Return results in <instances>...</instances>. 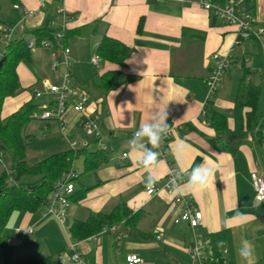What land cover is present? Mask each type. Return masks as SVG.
I'll list each match as a JSON object with an SVG mask.
<instances>
[{
	"label": "crops",
	"instance_id": "1",
	"mask_svg": "<svg viewBox=\"0 0 264 264\" xmlns=\"http://www.w3.org/2000/svg\"><path fill=\"white\" fill-rule=\"evenodd\" d=\"M203 1L46 0L41 6L40 0H0L2 30L16 25L14 40H36L35 30L47 26L72 32L65 41L70 49L68 79L65 65L54 66V57H64L60 43L32 47L31 58L17 65L21 90L4 100L2 118L29 101L40 105L43 101L35 97V91L45 92V81L68 80L90 93L89 104L83 113L70 111L63 124L40 120L46 132L57 130L54 136L48 134L52 139L46 145L52 151L49 154L68 149L69 142L76 140L80 147H102L107 155L89 172L79 158L81 170L74 168L76 188L88 190L84 197L72 198L64 224L54 215H44L45 207L39 212H13L0 244L3 264L27 253H44L70 264L71 243L89 264H127L129 253L139 255L140 264H198L189 252L190 226L174 222L187 199L203 212L201 231L220 237L232 263L243 264L237 248L242 239H248L255 246V264H264V201L256 200L251 179L253 171L264 176V33L260 39L247 38L234 46L236 27L204 9ZM16 3L21 8H15ZM24 9L35 14L26 16ZM252 13L255 28L264 29V0H255ZM106 35L132 49L125 65L102 57L99 64L93 63ZM5 49L0 40V51ZM227 53L232 64L209 102L206 80L217 66L215 55ZM109 70L122 71L127 81L103 93L95 83ZM249 87L258 88L255 127L246 123L252 106L243 105L245 99L239 97ZM165 109L167 123L181 126L169 143L168 158L180 169L190 170L202 161L215 169L214 182L201 192L177 194L166 188L168 164L160 160L153 170L160 190L148 194L144 183L148 173L133 163L128 141L152 113ZM212 109L225 115L215 122H224L221 132L211 123ZM88 116L99 117L100 136L87 137L81 130L80 118ZM30 123L26 134L31 138ZM66 131L81 139H70ZM181 142L190 147L181 151ZM122 205L139 212L138 218H125L80 239L70 232L74 222H87L97 213L110 214ZM28 227L32 233H24Z\"/></svg>",
	"mask_w": 264,
	"mask_h": 264
},
{
	"label": "trees",
	"instance_id": "2",
	"mask_svg": "<svg viewBox=\"0 0 264 264\" xmlns=\"http://www.w3.org/2000/svg\"><path fill=\"white\" fill-rule=\"evenodd\" d=\"M213 2L224 3L226 0H211ZM4 21L0 14V40L2 34V25ZM142 26V21L139 25ZM139 27V28H140ZM62 29V27L60 28ZM54 27H45L36 29V44L41 46L45 39L57 43L55 33L60 30ZM72 34L71 31L64 29V36L61 40L65 46V41ZM132 49L112 36H104L97 47V53L100 57L109 62L125 65L126 60L131 54ZM3 64L0 67V152L3 161L9 164L10 174L5 166L0 163V244L3 232L14 211L39 212L49 202L51 194L57 181L61 180L69 172L74 171V162L84 159V170L94 171L103 162L107 160V155L102 147L98 149H89L79 147L77 149L68 148L52 154L30 164L27 159V141L29 135L26 129L32 121L31 113L38 109L39 104L35 101L25 103L19 110L15 111L6 118H2L1 111L4 100L9 96H15L21 90L19 76L17 74V65L23 59L31 58V47L24 38L13 40L3 53ZM126 78L120 70H109L102 74L95 83L96 89L106 93L115 89L126 82ZM244 100V104L252 106V111L247 115V126L255 127L256 122V102L258 98V88L249 87L246 94L239 95ZM212 102V100H209ZM214 112L211 116V123L216 124L218 117L225 118L224 114ZM223 123V124H222ZM220 132L224 129V122L216 124ZM4 166V167H3ZM75 172V171H74ZM75 183L78 176L73 178ZM88 188L75 189L70 196L76 200L85 196ZM139 212L133 213L126 205H122L113 210L110 214L97 213L91 216L87 222H74L70 227V232L75 238H82L92 235L104 227H110L113 224L127 218L129 220L137 219ZM218 247L220 237L213 233L208 234ZM10 264H62L58 257L44 253H27L21 257L11 260ZM206 264H234L229 259L219 262H207Z\"/></svg>",
	"mask_w": 264,
	"mask_h": 264
},
{
	"label": "built area",
	"instance_id": "3",
	"mask_svg": "<svg viewBox=\"0 0 264 264\" xmlns=\"http://www.w3.org/2000/svg\"><path fill=\"white\" fill-rule=\"evenodd\" d=\"M255 0H226L224 3L213 2L211 0H204V9L210 11L216 18L227 23L228 25L235 26L237 29V37L234 41V46L239 45L243 40L251 37L259 38L264 33V29L255 28V18L252 13V6ZM46 0H40V5L45 6ZM15 8H21V6L16 3ZM62 11V10H61ZM24 14L26 16L34 15L35 11L24 9ZM16 25H8L4 30H2L1 40L3 41L5 47L10 45L14 40V33L16 31ZM64 29L57 30L55 37L57 42L63 47L64 57L58 60L54 57V66L58 64H63L66 67L65 78L68 79L70 76V61L69 52L70 49L65 47L61 42L64 36ZM53 44L51 40H43L41 46L50 47ZM36 40L32 39L28 41L29 47L36 46ZM4 51H0V59L3 56ZM217 66L211 72L206 80L207 83V99L212 100L215 96L221 78L225 71L231 66L232 60L229 53L220 55L216 54ZM100 56L96 55L93 57L92 61L95 64H99ZM46 87V92L50 96L46 98L39 106L38 109L31 113V119L36 120H55L60 124L64 123V120L70 111H75L77 113H83L89 104L90 93L77 85L71 84L68 80L62 84L44 82ZM43 91H35L36 98H43ZM99 117H81L80 118V128L87 137L100 136V126ZM170 125V133L164 139L160 148L158 149L161 153L160 160H166L168 164V172L164 186L171 189L169 186V180L171 179V174L180 170L175 163L168 158L169 156V143L179 132L181 126L176 124ZM69 147L77 149L80 147L78 141H70ZM128 153L124 152L123 157H127ZM0 163L5 166V169L10 174V169L2 159V154L0 152ZM74 171L69 172L64 178L57 181L55 188L51 194L50 202L45 206L44 215H54L61 224L66 221L67 209L71 203L70 196L76 189V183L73 180L76 177ZM252 183L255 189V197L257 201H264V176L258 172L253 171L251 173ZM160 190V187L154 186V189H146L148 194H154ZM175 223L186 222L190 226L193 234V243L189 248V252L198 264H206L207 262H219L226 261L228 258L226 256L227 249L220 245L217 247L212 240V237L201 231L203 223V212L196 208V206L190 201H185V208L182 212L174 218ZM33 228L28 227L24 230V233H32ZM157 238H161L162 235L158 233ZM69 248L71 249L70 254V264H89L85 261L81 253L77 250L76 244L71 243ZM127 264H140L142 263V258L135 254L129 253L126 256ZM0 264L3 262L0 260Z\"/></svg>",
	"mask_w": 264,
	"mask_h": 264
},
{
	"label": "clouds",
	"instance_id": "4",
	"mask_svg": "<svg viewBox=\"0 0 264 264\" xmlns=\"http://www.w3.org/2000/svg\"><path fill=\"white\" fill-rule=\"evenodd\" d=\"M167 119L166 109L155 111L141 123L128 141L130 152L134 157L133 163L148 173L144 183L149 190L154 189L155 184L158 183V177L153 174V170L158 169L160 164L161 153L158 149L170 133ZM188 147L190 146L181 142V151ZM214 174L215 169L207 161H202L190 170L181 168L172 173L169 186L177 194H182L183 190L191 193L201 192L207 188L209 183L214 182ZM181 181L183 183H180ZM237 254L243 264H255V246L250 240L242 239L240 241Z\"/></svg>",
	"mask_w": 264,
	"mask_h": 264
},
{
	"label": "rangeland",
	"instance_id": "5",
	"mask_svg": "<svg viewBox=\"0 0 264 264\" xmlns=\"http://www.w3.org/2000/svg\"><path fill=\"white\" fill-rule=\"evenodd\" d=\"M34 48H31V49L33 50ZM49 96L50 95L48 93H45L43 99L41 98V100L45 101L46 98H48ZM41 121H44V120H41ZM29 127L30 128L28 129V132L31 133L32 136L27 141V145H26L27 146V159L30 164H33L40 158L45 157L47 156V154L52 152V151H48V148L46 146L52 140L48 136V134H51L52 136H54L53 134H57V130L52 129L51 131L46 132L45 125L43 126L40 120H36V119L32 120ZM65 133L67 134L68 131H66ZM68 136L70 139H75V138L81 139L80 135H72L71 132L68 133ZM5 163L9 167L8 162L5 161ZM74 168L78 172L81 170V160L77 159L74 162Z\"/></svg>",
	"mask_w": 264,
	"mask_h": 264
},
{
	"label": "water",
	"instance_id": "6",
	"mask_svg": "<svg viewBox=\"0 0 264 264\" xmlns=\"http://www.w3.org/2000/svg\"><path fill=\"white\" fill-rule=\"evenodd\" d=\"M4 59H5L4 57L0 59V67H1V65L3 64Z\"/></svg>",
	"mask_w": 264,
	"mask_h": 264
}]
</instances>
